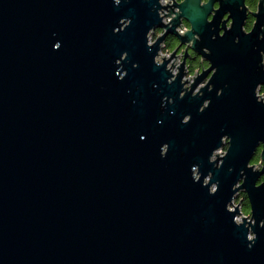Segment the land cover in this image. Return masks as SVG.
<instances>
[{
	"label": "water",
	"instance_id": "1",
	"mask_svg": "<svg viewBox=\"0 0 264 264\" xmlns=\"http://www.w3.org/2000/svg\"><path fill=\"white\" fill-rule=\"evenodd\" d=\"M262 86L264 0H0V264H264Z\"/></svg>",
	"mask_w": 264,
	"mask_h": 264
},
{
	"label": "built area",
	"instance_id": "2",
	"mask_svg": "<svg viewBox=\"0 0 264 264\" xmlns=\"http://www.w3.org/2000/svg\"><path fill=\"white\" fill-rule=\"evenodd\" d=\"M164 21L165 22H168L169 21V18L168 17H165L164 18ZM188 28V26H186L185 24H183L181 27H180V29H181V32H183L184 31V29H187ZM163 29H157V30H154V31H152L150 34H149V41L152 43V42H154L155 40H156V38L160 35V34H162L163 33ZM176 46H170V45H167L166 44V42L164 41L163 43H162V48H161V50L159 51V54L157 55V59L158 60H163L164 59V55L166 56V58H169L170 57V55L172 54V52H173V50H174V48H175ZM184 54H185V49H182L181 51H180V49L177 51V56H174V57H171V60H170V65L172 64V62L174 61V65H173V72L176 74L178 71H179V64L183 61V58H184ZM188 69H189V67L186 65V70L188 71ZM185 78H186V75H185ZM260 94H261V97H263V99H264V93H262V92H260ZM225 146H223V147H221V148H219V150L221 151L223 148H224ZM218 150V151H219ZM217 151V152H218ZM238 199V201L240 202L239 203V207H241V205L243 206V198L240 196V197H237V198H235V199H233V202H232V204L230 205V207L232 208V209H234L236 206H235V202H236V200ZM238 205V204H237ZM249 214L250 213H246L244 210H241V213H240V215H242V218H243V215L244 216H248L249 217ZM238 216V215H237ZM236 216V219L238 220V221H241L242 219H239L238 217Z\"/></svg>",
	"mask_w": 264,
	"mask_h": 264
},
{
	"label": "flooded vegetation",
	"instance_id": "3",
	"mask_svg": "<svg viewBox=\"0 0 264 264\" xmlns=\"http://www.w3.org/2000/svg\"><path fill=\"white\" fill-rule=\"evenodd\" d=\"M178 1H181V0H178ZM183 24H185L186 26H189V22L186 19L183 20ZM248 28H250V27H248ZM165 42L167 45H170V46H177L179 44L178 38L173 34H169L167 36ZM185 48H186V45H182L180 47V51L182 49H185ZM188 52H189V56L187 58L186 65L189 68H193V69L199 68V70H202L203 68H205L209 65L208 61L203 60L202 57L200 55H198L193 49L189 48ZM242 193H244V192H242ZM244 194H246V193H244Z\"/></svg>",
	"mask_w": 264,
	"mask_h": 264
},
{
	"label": "trees",
	"instance_id": "4",
	"mask_svg": "<svg viewBox=\"0 0 264 264\" xmlns=\"http://www.w3.org/2000/svg\"><path fill=\"white\" fill-rule=\"evenodd\" d=\"M258 1L259 0H246L247 4L250 6V8H256L257 7V4H258ZM253 21H254V18L253 16H250L248 21H247V27H251L252 24H253ZM262 93H264V86L262 87ZM260 158V152H257L255 157L253 158L252 162L255 163L259 160ZM242 197L244 198L243 200V209L245 211H248L250 210V205H249V201H248V198H247V195L246 194H242Z\"/></svg>",
	"mask_w": 264,
	"mask_h": 264
},
{
	"label": "rangeland",
	"instance_id": "5",
	"mask_svg": "<svg viewBox=\"0 0 264 264\" xmlns=\"http://www.w3.org/2000/svg\"><path fill=\"white\" fill-rule=\"evenodd\" d=\"M254 9V8H253ZM256 9V8H255ZM248 28V27H247ZM249 29V28H248ZM198 71H199V68H189L188 69V71H187V74H186V79L188 78V80H190V81H193V79H194V75H197L198 74ZM259 92H262V90H259ZM226 148H227V146H226V144H225V147L220 151H218L217 153H219V155H223V154H225V152H226ZM260 149L261 148H259V151H260ZM253 163V162H252ZM255 165H256V167H261V162H260V158H259V160L257 161V162H255L254 163ZM243 194V193H242ZM239 197H240V195H239ZM243 200H244V198H243ZM240 202L238 201V199L236 200V202H235V205H237V204H239ZM240 209L241 210H244L243 209V206L241 205V207H240ZM245 211V210H244ZM239 219H242V215H240V214H238V216H237Z\"/></svg>",
	"mask_w": 264,
	"mask_h": 264
},
{
	"label": "bare ground",
	"instance_id": "6",
	"mask_svg": "<svg viewBox=\"0 0 264 264\" xmlns=\"http://www.w3.org/2000/svg\"><path fill=\"white\" fill-rule=\"evenodd\" d=\"M178 30L181 32V29H180V27H178ZM240 196L242 197V193L240 194ZM243 198V197H242ZM250 205V204H249ZM246 213H250V210H248V211H245Z\"/></svg>",
	"mask_w": 264,
	"mask_h": 264
}]
</instances>
